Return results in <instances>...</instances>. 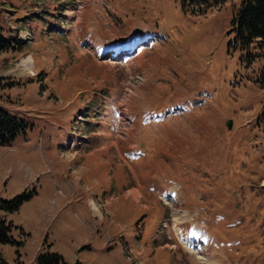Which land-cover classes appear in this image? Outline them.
<instances>
[{
	"label": "rangeland",
	"instance_id": "obj_1",
	"mask_svg": "<svg viewBox=\"0 0 264 264\" xmlns=\"http://www.w3.org/2000/svg\"><path fill=\"white\" fill-rule=\"evenodd\" d=\"M238 3L0 0L25 42L0 52V108L28 124L0 145V198L32 194L0 212L8 264L46 244L65 264H264V51L233 45Z\"/></svg>",
	"mask_w": 264,
	"mask_h": 264
},
{
	"label": "trees",
	"instance_id": "obj_2",
	"mask_svg": "<svg viewBox=\"0 0 264 264\" xmlns=\"http://www.w3.org/2000/svg\"><path fill=\"white\" fill-rule=\"evenodd\" d=\"M227 0H181L184 10H189L195 14H204L207 10L217 5L223 4ZM232 32L234 33V46H239L243 61L250 63L256 57L250 51V46L264 51V0H239L236 12L231 21ZM24 42L20 39H12L4 33L0 25V52L19 50ZM264 73V69L262 71ZM0 77V90L5 87H12L14 81ZM264 83V79H262ZM28 126L23 119L0 108V145H9L18 134ZM32 194L25 190L14 195L10 199L0 198V212L13 213L19 209L23 202L29 200ZM13 224L5 221L4 216H0V244L10 242L9 232ZM46 242V241H45ZM48 245L43 252H39L35 264H63V256L50 249ZM0 264H8L0 252ZM74 264H81L76 261Z\"/></svg>",
	"mask_w": 264,
	"mask_h": 264
},
{
	"label": "bare ground",
	"instance_id": "obj_3",
	"mask_svg": "<svg viewBox=\"0 0 264 264\" xmlns=\"http://www.w3.org/2000/svg\"><path fill=\"white\" fill-rule=\"evenodd\" d=\"M131 48L132 47L130 46L127 50H130ZM112 57H114V55H112ZM134 197H135V195H134ZM191 243H192L191 248L196 251L197 250V244L193 243L192 241H191Z\"/></svg>",
	"mask_w": 264,
	"mask_h": 264
},
{
	"label": "crops",
	"instance_id": "obj_4",
	"mask_svg": "<svg viewBox=\"0 0 264 264\" xmlns=\"http://www.w3.org/2000/svg\"><path fill=\"white\" fill-rule=\"evenodd\" d=\"M134 197V196H133ZM135 199H137V197L135 196L134 197ZM91 206L93 207V208H95L96 209V207H95V204L94 203H91Z\"/></svg>",
	"mask_w": 264,
	"mask_h": 264
},
{
	"label": "water",
	"instance_id": "obj_5",
	"mask_svg": "<svg viewBox=\"0 0 264 264\" xmlns=\"http://www.w3.org/2000/svg\"><path fill=\"white\" fill-rule=\"evenodd\" d=\"M227 127H228V128L231 127V122H230V121L227 123Z\"/></svg>",
	"mask_w": 264,
	"mask_h": 264
}]
</instances>
